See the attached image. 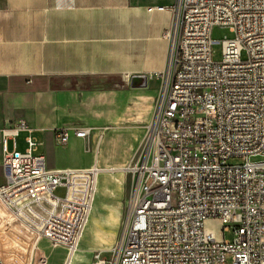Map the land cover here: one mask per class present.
I'll list each match as a JSON object with an SVG mask.
<instances>
[{
    "label": "built area",
    "instance_id": "obj_1",
    "mask_svg": "<svg viewBox=\"0 0 264 264\" xmlns=\"http://www.w3.org/2000/svg\"><path fill=\"white\" fill-rule=\"evenodd\" d=\"M170 9L166 66L141 147L122 167L125 214L109 257L73 260L100 169H49L25 120L0 128V223L19 221L35 244L64 247V264H226L227 254L231 264H264V0H173ZM214 26L233 33L217 61ZM54 138L67 143L68 129ZM33 252L43 263L37 245Z\"/></svg>",
    "mask_w": 264,
    "mask_h": 264
},
{
    "label": "crops",
    "instance_id": "obj_2",
    "mask_svg": "<svg viewBox=\"0 0 264 264\" xmlns=\"http://www.w3.org/2000/svg\"><path fill=\"white\" fill-rule=\"evenodd\" d=\"M172 2L0 0V128L25 120L45 144L39 153L49 169L96 165L99 175L109 174L99 222L91 213L78 245L85 251L112 244L119 234L127 177L122 189L113 174L137 155L151 118L167 61ZM157 5L165 8L148 9ZM57 128L68 129L67 143L55 141ZM77 128L88 134L75 136ZM4 180L0 151V184ZM91 233L101 243L87 240ZM111 236L116 239L106 240ZM37 247L45 264H52L48 248L60 252L57 264H64V247L45 239Z\"/></svg>",
    "mask_w": 264,
    "mask_h": 264
},
{
    "label": "rangeland",
    "instance_id": "obj_3",
    "mask_svg": "<svg viewBox=\"0 0 264 264\" xmlns=\"http://www.w3.org/2000/svg\"><path fill=\"white\" fill-rule=\"evenodd\" d=\"M233 33L229 30L228 27H221V26H214L211 31V38L215 41L212 45V58L214 60H220L222 57V44L221 40L224 38H232ZM24 136L25 133L21 132L16 140L18 142V149L23 150L24 149ZM43 145L45 144H40L38 146V149L35 151V153L41 152L43 149ZM258 157H253L252 159H256ZM243 160L241 158H229L227 160L228 164H238L241 163ZM115 176L119 175V185L123 189L124 184H123V175L124 177L126 174H124L123 170H120V172H115L113 174ZM109 179V174L101 172L100 175L98 174L97 178V191L95 195V199L93 202V206L90 212L93 213L94 222H99L97 219L99 215L103 212L102 211V203H104L105 199L103 197L102 189L105 183H107V180ZM129 181H126V186H125V194H127L128 190V184ZM54 193L57 196H63L64 195V190L57 188ZM2 221L0 223V254L4 260L5 264H45L47 259L45 257L44 262L42 263L39 261L41 258L40 255L35 256L37 253L33 252V247L34 245L36 246L39 241L35 244L34 236L31 232L30 229H28L25 225L20 223L19 221ZM233 236L232 232H225V238L231 239ZM114 237V236H113ZM112 236L110 238H106V240H109L113 238ZM103 236L101 235V239L103 240ZM98 240V244L101 243L99 240V234L94 236L93 233L87 237V240H90L92 242H95L94 240ZM116 239V237H114ZM113 239V240H114ZM115 241L112 242V244L109 242V244H106L103 247H98V249H95L92 252L85 251V248L83 247H78L77 250L75 251L73 255V260L75 262H87L91 259L94 258V254L97 253L98 251L100 252V256L102 258H106L110 256V249L113 246ZM47 254L49 256V261L53 264H57L58 261L61 259V254L57 250H54L53 248H48ZM31 253L34 254L32 261H30ZM35 258V260H34ZM225 262L226 264H231L232 263V257L230 254H227L225 256Z\"/></svg>",
    "mask_w": 264,
    "mask_h": 264
},
{
    "label": "bare ground",
    "instance_id": "obj_4",
    "mask_svg": "<svg viewBox=\"0 0 264 264\" xmlns=\"http://www.w3.org/2000/svg\"><path fill=\"white\" fill-rule=\"evenodd\" d=\"M123 172H124V171H123ZM113 245H114V244H113ZM112 247H113V246H112ZM112 247H111V248H112Z\"/></svg>",
    "mask_w": 264,
    "mask_h": 264
}]
</instances>
